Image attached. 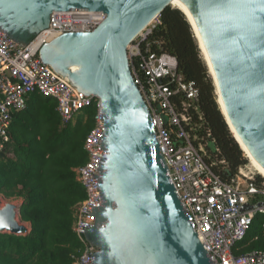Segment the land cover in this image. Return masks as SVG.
<instances>
[{"label": "water", "instance_id": "95a60500", "mask_svg": "<svg viewBox=\"0 0 264 264\" xmlns=\"http://www.w3.org/2000/svg\"><path fill=\"white\" fill-rule=\"evenodd\" d=\"M169 6L187 17L230 131L264 178V0H0V28L22 47L55 11L105 14L94 30L64 32L40 49L42 61L99 100L103 113V205L85 232L98 248L95 264H213L187 219L129 60L130 43ZM18 210L0 198V233L29 232Z\"/></svg>", "mask_w": 264, "mask_h": 264}, {"label": "built area", "instance_id": "2783aa9c", "mask_svg": "<svg viewBox=\"0 0 264 264\" xmlns=\"http://www.w3.org/2000/svg\"><path fill=\"white\" fill-rule=\"evenodd\" d=\"M104 18L102 11H55L50 26L25 47L0 28V151L10 140L15 114L27 108L35 92L57 100L64 124L93 103L94 96L84 94L42 61L40 49L64 32H90ZM160 24L158 17L130 43L128 53L135 83L151 110L156 136L187 219L213 264H264V249L234 252L255 217L264 215V178L249 168V162L232 172L220 155L201 108L199 87L180 70L165 41L152 38ZM104 134L99 108L96 125L85 142L89 160L76 169L87 198L75 207L73 229L84 244L75 264H95L98 248L87 241L85 232L96 222L95 209L103 205L98 183L105 155ZM262 234L264 238V225Z\"/></svg>", "mask_w": 264, "mask_h": 264}, {"label": "trees", "instance_id": "16d2710c", "mask_svg": "<svg viewBox=\"0 0 264 264\" xmlns=\"http://www.w3.org/2000/svg\"><path fill=\"white\" fill-rule=\"evenodd\" d=\"M152 36L163 39L186 78L195 81L200 103L213 138L232 172L248 163L217 103L215 87L193 29L185 14L172 6L160 16ZM58 102L40 92L32 94L27 108L17 112L9 130L10 140L0 151V194L22 198L20 221L29 232L0 233V264H75L84 250L74 231L76 205L87 198L76 169L89 160L86 138L96 125L99 100L64 124ZM264 215L255 217L235 253L264 249ZM257 236H260L256 239Z\"/></svg>", "mask_w": 264, "mask_h": 264}, {"label": "rangeland", "instance_id": "374dc122", "mask_svg": "<svg viewBox=\"0 0 264 264\" xmlns=\"http://www.w3.org/2000/svg\"><path fill=\"white\" fill-rule=\"evenodd\" d=\"M248 165H249V168H251V170H253V168L251 167V165H250L249 163H248ZM249 168H248V166H247V169H246V170H249ZM253 171H254V170H253ZM0 198L2 199V203H3V205L6 204L7 202H12V201H13V200L11 201V199H6V198L4 199L2 195H0ZM13 199H16V198H13ZM13 203H14V202H13ZM15 204H16V203H15ZM17 204H18V203H17ZM18 207H19V206H18ZM18 219L20 220L19 216H18ZM21 223H23V222H21ZM27 225H28V224H27Z\"/></svg>", "mask_w": 264, "mask_h": 264}, {"label": "crops", "instance_id": "0c3cea01", "mask_svg": "<svg viewBox=\"0 0 264 264\" xmlns=\"http://www.w3.org/2000/svg\"><path fill=\"white\" fill-rule=\"evenodd\" d=\"M0 195H1V194H0ZM3 198H4V197H3ZM4 199H5V198H4ZM12 200H13V201H12ZM11 201L14 202V203H16V204L18 203L17 206L20 207V205H21V203H22V198H16V199H13V198H12ZM20 222H21V221H20ZM24 224L27 225V223H24ZM27 227H28V226H27Z\"/></svg>", "mask_w": 264, "mask_h": 264}, {"label": "bare ground", "instance_id": "6f19581e", "mask_svg": "<svg viewBox=\"0 0 264 264\" xmlns=\"http://www.w3.org/2000/svg\"><path fill=\"white\" fill-rule=\"evenodd\" d=\"M155 20H156V19H155ZM155 20H153V22H154ZM153 22H152V23H153ZM152 23H151V24H152ZM148 26H149V25H148Z\"/></svg>", "mask_w": 264, "mask_h": 264}]
</instances>
